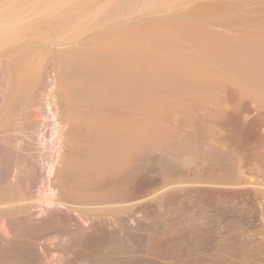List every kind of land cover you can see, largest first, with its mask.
<instances>
[{
	"label": "rangeland",
	"instance_id": "1",
	"mask_svg": "<svg viewBox=\"0 0 264 264\" xmlns=\"http://www.w3.org/2000/svg\"><path fill=\"white\" fill-rule=\"evenodd\" d=\"M93 1L95 10H89L85 31L88 45L97 46L101 52L103 48L102 54L108 58L111 56L110 59L124 55L130 48L124 56L128 53L132 57L120 56L124 62V69L120 70L127 71L126 75L122 73L125 79L121 76V87L118 86L113 93L109 91V79L113 75L112 71L111 75L108 73L109 65L101 64L99 75H93L91 85L96 82L99 89L109 92L100 109L90 105V129L97 123V127L103 126V132V128H107L105 131L108 133L111 130V133H106L109 136L120 131L124 134L125 126H129L127 132L131 129V133L136 134L132 136L138 138H130L132 143H136L127 149L126 136L130 131L124 135L126 143L123 142L119 149L121 156L126 153L124 165L131 163L130 155H136L140 144L144 145L149 137L152 147L144 154L147 155L142 160L146 163L143 165L145 169L137 176L136 184L129 183V187L125 183V189L122 188L127 191L122 193L123 198L74 204L78 209L96 216L104 226V234L99 235L91 228V231L87 230L88 227L83 231L82 227L77 230L76 223L73 225L72 240L82 239L88 244L85 249L87 258L80 257L77 264H109V257L111 261L115 256L123 255L116 253L119 249L111 241L110 230L117 220L123 221L129 229L140 226L136 229L143 239L139 253L142 261H137L138 264H175L174 256L151 261L154 257L145 253L149 236L166 228L171 217L179 222L181 229L179 264H264V94L257 92L264 85L258 77L254 79L259 82L251 77L250 84H255L252 87L249 73L243 69L241 74L240 69L237 72L233 66L241 65L238 60L228 59L233 49L230 42L235 44L238 41L237 46H233L237 48L244 41L243 49L242 46L233 49V53L236 50L235 55L238 51L240 55L247 44L250 48L264 50V0ZM120 50L124 53L121 54ZM217 51H220L218 55ZM136 53L141 62L137 59L135 62ZM144 53L145 60L142 58ZM225 54L228 57L225 58ZM155 64L159 66H156L159 73L154 70L152 77L150 72L155 69ZM211 68L214 76L208 70ZM200 69L203 73L209 71L210 75L205 73L202 80L198 74ZM119 71H114L117 78ZM170 71H174L175 77ZM196 75L200 77L197 79ZM129 87L135 90H129L135 92L131 94V99L128 97ZM229 113L242 115L245 137L240 139L233 135L232 122L230 124L227 120ZM132 148L136 152L131 153ZM127 159H130L129 163ZM140 182L145 191L135 192V186L138 183L141 186ZM139 208L142 212L133 214ZM124 236L118 234L117 237L123 242L127 240ZM169 253H173V246L169 248ZM60 254L61 250L56 246L44 261L48 262V259ZM129 254L125 253L124 257H128V264H133Z\"/></svg>",
	"mask_w": 264,
	"mask_h": 264
},
{
	"label": "bare ground",
	"instance_id": "2",
	"mask_svg": "<svg viewBox=\"0 0 264 264\" xmlns=\"http://www.w3.org/2000/svg\"><path fill=\"white\" fill-rule=\"evenodd\" d=\"M94 6L93 0H0V264H77L80 257L86 256L85 258H87L85 249L88 244L82 239L72 240L73 225L76 223L77 230L79 227H82L83 231L86 227H88L87 230L91 228L99 235L100 233L104 234V226L96 216L78 209L74 204L99 202L124 196L122 193L127 192L122 190L126 187L125 183L133 184L137 176L141 175L143 165L146 164L142 160H144V156H147L144 154L151 150L152 145L148 141L150 137L147 139L148 142L145 141L147 143L140 144L141 148H139V152L137 150L136 155L131 154L136 152L132 148L131 161L127 159V163L129 161L131 163L129 165L126 163L127 166L124 165L126 153H123L125 156H121L122 152L119 149L126 137L128 143L127 145H125L126 142L124 143L127 146H124L125 148H131L133 143H136H132V139H130L134 137L132 135L135 133L132 134L131 129L127 132L129 126H125L127 129L125 132L123 130L124 134L120 131V133H112L109 136L111 130L108 133L105 131L108 129L103 128L104 133L102 125V127H97V123L94 125L92 123L91 129L89 126L90 105L95 106L97 110L100 109L101 102H104L102 100H105L104 97L108 96V92L112 91L113 93L114 89H117L118 86L121 87L122 73L125 72L126 75L127 71L120 70L124 69L122 68L124 62L120 58L123 55V50H120L122 55L117 57L119 59L116 57L110 59L109 54V58L102 54L104 45L100 47L102 52L97 46L90 47L88 45L85 31L89 10L94 9ZM129 42L131 44L132 41ZM237 42H235L236 45L230 42L232 48L239 49L242 46L243 49L244 41L240 45L238 44L239 47L234 48L237 46ZM105 46L108 47V45ZM241 48L240 50H242ZM246 48L240 52L242 55L247 53L244 57L240 53V55L237 54L239 51L236 56V50L233 53V49H231V57L229 55L228 59L238 60L243 65L238 64L239 67H237L232 62L233 66L237 68V72L239 68L241 74L243 69L249 73V84L253 77L254 81L260 79L264 85V50L263 48L257 49V47L250 48L248 44ZM127 49L130 50V48ZM127 49L126 52H128ZM221 51L223 52V50ZM227 52L229 54L228 50ZM219 53L217 51V55ZM222 54L220 55L222 56ZM123 56L122 58L125 57ZM226 56L225 54V58ZM144 57L145 53L142 58ZM136 59L137 53L135 62ZM180 59L178 58V60ZM128 60L129 58L125 62ZM139 62L141 61L139 60ZM104 63L110 67L108 73L112 71L113 74L109 79L111 82H109L108 92L99 89V84L96 82L97 85H91L93 75H99L98 70H102L99 66ZM141 64L140 68L143 71ZM231 65L229 64V67ZM156 66L158 65L153 66L155 69L149 66L152 67L150 69H153L152 73L150 72L152 77L154 70H157ZM207 68L209 67L207 66ZM116 69L120 70L119 75L121 74L118 75V78ZM208 70L212 71V68ZM114 71L117 73L115 74ZM198 72L201 76L206 73H203L204 71L201 69ZM212 72L214 76L215 73ZM105 73L107 74V72ZM207 73L206 75H210ZM110 75L108 76L110 77ZM125 75L122 76L124 79ZM196 76L198 79L199 75ZM239 76L241 77L240 74ZM245 77L247 78V74ZM254 77H258V79H254ZM203 78L202 76V80ZM150 82L147 83L150 85ZM249 84L247 82V85ZM122 85L124 86L125 83ZM254 85L253 83L252 87ZM129 90L133 92L134 89L129 87ZM251 90L255 92L254 89ZM131 92L129 98L131 94L135 93ZM257 92L264 94V86ZM126 94H128L127 91ZM249 94L251 93L249 92ZM241 116L232 113L227 116L228 122L230 124L232 122L233 125V135L240 139L245 135ZM128 133L129 137L126 136ZM262 159L264 160V150ZM138 184L135 186V192H144V186L141 182V186ZM132 192L134 193V190ZM132 195L130 194V196ZM140 208L135 209L133 214H140L142 212ZM118 221L120 225H118ZM178 223L171 217L170 224L166 228L156 230L149 236L145 253L154 257L151 258V261L174 256V263L179 264L181 229ZM136 229H140V226L129 229L121 220H117V224L113 225L110 230L111 241L119 249L116 253L123 255L115 256L111 261H109V257L107 260L108 263L110 262L109 264H128V257L125 259L124 254L129 252L131 253L129 259L134 260L130 263L138 264L137 261H142V256L139 253L143 239L138 236ZM118 234L123 236L127 234L126 237L124 236V240L126 238L127 240L121 242L117 237ZM56 246L60 248L61 254L55 257L51 255L54 259H48L49 261L45 262V258ZM171 246H173L172 254L169 253Z\"/></svg>",
	"mask_w": 264,
	"mask_h": 264
}]
</instances>
